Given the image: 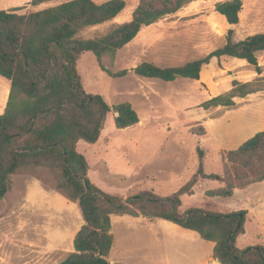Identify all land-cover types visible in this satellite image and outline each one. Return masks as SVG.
Returning a JSON list of instances; mask_svg holds the SVG:
<instances>
[{
  "label": "rangeland",
  "instance_id": "1",
  "mask_svg": "<svg viewBox=\"0 0 264 264\" xmlns=\"http://www.w3.org/2000/svg\"><path fill=\"white\" fill-rule=\"evenodd\" d=\"M68 1L32 6L31 0H0V9L18 8L19 14H26ZM122 1L125 8L114 20L89 28L80 37H100L113 26L128 22L139 0ZM224 1H193L143 28L114 54L103 55L102 67L112 73L127 70L124 77L108 76L90 52L80 56L77 71L84 91L102 96L110 108L129 103L139 119L134 126L117 129L110 112L96 143H77V152L89 165L88 179L100 191L121 198L144 191L170 197L196 173L200 161L205 174L221 175L227 152L264 131V52L257 56L259 75L245 61L226 57L204 66L198 81L177 78L164 82L133 73L143 62L165 68L205 57L226 43L229 30H233V42L264 33V0H241L238 24L232 27L215 11ZM234 81L261 90L234 98L232 107H201L209 99L229 93ZM9 88V81L0 77V115ZM201 126L205 135L193 134ZM11 183L0 201L1 264H31L27 244L54 250L50 264L62 258L60 252L65 258L82 225L78 204L54 192L40 172H19ZM222 187L220 182L199 179L192 194L181 197L179 212L245 211L244 233L237 239V248L264 246V181L236 189L229 197L215 194ZM111 234L109 259L114 264H202L214 246L171 222L143 217L112 216Z\"/></svg>",
  "mask_w": 264,
  "mask_h": 264
},
{
  "label": "trees",
  "instance_id": "2",
  "mask_svg": "<svg viewBox=\"0 0 264 264\" xmlns=\"http://www.w3.org/2000/svg\"><path fill=\"white\" fill-rule=\"evenodd\" d=\"M51 0H31L39 6ZM196 0H139L128 22L113 26L105 35L92 39L81 32L114 20L125 8L122 0L100 4L92 0H71L40 11L19 14L20 9H0V77L10 83L0 115V201L11 189V178L19 172H40L52 190L79 206L82 225L73 239V252L56 264H109L113 245L112 216L164 220L195 232L213 243L212 258L219 264H264V246L238 249L244 233L245 211L213 213L200 209L179 212L181 197L191 195L199 179L223 184L215 192L229 197L236 189L264 181V131L255 134L237 149L227 152L221 175L205 174L202 163L177 192L162 198L152 192L121 198L106 194L88 179L89 165L76 150L79 141H98L110 112L114 126L125 129L139 122L129 103L110 106L97 94H87L77 71V61L92 53L98 66L112 78L127 70L109 72L101 65L105 54H114L129 44L139 32ZM241 0H225L215 11L230 26L238 24ZM229 30L226 43L205 57L175 67H158L143 62L133 69L142 78L171 82L177 78L199 80L202 68L213 59L245 61L261 74L257 56L264 52V33L233 42ZM261 89L253 84L233 82L226 95L202 104L232 107L233 99ZM204 136L205 128L193 131ZM202 160V152L198 151Z\"/></svg>",
  "mask_w": 264,
  "mask_h": 264
},
{
  "label": "crops",
  "instance_id": "3",
  "mask_svg": "<svg viewBox=\"0 0 264 264\" xmlns=\"http://www.w3.org/2000/svg\"><path fill=\"white\" fill-rule=\"evenodd\" d=\"M25 246L29 250V256L31 258L29 262L31 264H50L49 261H48V259H49V256L51 255V253L54 250L48 251L45 247H42L43 245L40 246V245H34V244H27ZM71 252H73V250ZM71 252H68V254L71 253ZM63 255H64V253H61L60 252L59 258H61V257L62 258L58 260L59 262H61L64 259L63 258ZM58 261H55V262L56 263H59ZM108 261H109V264H114L115 263V262H113L112 260L109 259V256H108ZM0 264H1V262H0ZM202 264H219V263L212 258V251H211V254L208 255L207 257H205V259L202 262Z\"/></svg>",
  "mask_w": 264,
  "mask_h": 264
},
{
  "label": "water",
  "instance_id": "4",
  "mask_svg": "<svg viewBox=\"0 0 264 264\" xmlns=\"http://www.w3.org/2000/svg\"><path fill=\"white\" fill-rule=\"evenodd\" d=\"M232 27V26H231Z\"/></svg>",
  "mask_w": 264,
  "mask_h": 264
}]
</instances>
